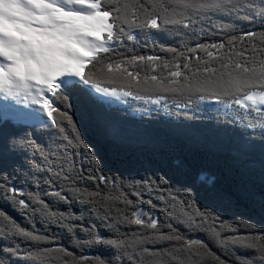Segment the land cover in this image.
Wrapping results in <instances>:
<instances>
[{"label":"snow or ice","instance_id":"6c2138e0","mask_svg":"<svg viewBox=\"0 0 264 264\" xmlns=\"http://www.w3.org/2000/svg\"><path fill=\"white\" fill-rule=\"evenodd\" d=\"M0 199V264H264V0H0Z\"/></svg>","mask_w":264,"mask_h":264},{"label":"trees","instance_id":"16d2710c","mask_svg":"<svg viewBox=\"0 0 264 264\" xmlns=\"http://www.w3.org/2000/svg\"><path fill=\"white\" fill-rule=\"evenodd\" d=\"M237 24L243 28L249 27L246 21H237ZM161 41L164 43L171 42L170 39L167 37H161ZM84 135L86 136L89 142L96 146V150L100 153L101 158L104 159L106 162L114 160L115 158H117V156H122L126 151L125 149H117L111 145L106 144L103 139L94 132V129L90 127L84 129ZM161 147L165 152L168 153L170 160L181 159L185 162L186 167L182 173V179L184 181L196 185L200 183V181L204 178L205 175L213 173L216 174L219 178L223 179L221 172L213 163L211 155L208 154L204 150V148L198 145L197 143L191 140L184 139L183 137L177 136L175 138L166 140L161 145ZM121 171H123V169H121ZM37 175L39 176L40 174ZM22 179V177H17V183H20ZM34 183V180L29 179L27 181V186L31 188ZM58 207L63 210L64 205H59ZM73 208L77 213L80 211V209L75 205L73 206ZM0 209L5 210L7 214L14 217L22 225L26 227L28 226L25 223L23 217H21L20 214L3 199H0ZM231 211L237 217H248V215L253 216L257 220L256 222L259 226V217L249 212L242 203L231 209ZM85 223H87V220H85ZM36 227L43 228V225L41 224L38 218L36 219ZM51 231L63 234L61 232V229L55 226L51 227ZM6 244V241L0 239V248H3ZM100 251H103V249H100ZM239 254L246 255V253L244 252H240ZM0 255H2V253H0ZM11 259L12 264H27V262L22 259Z\"/></svg>","mask_w":264,"mask_h":264},{"label":"rangeland","instance_id":"374dc122","mask_svg":"<svg viewBox=\"0 0 264 264\" xmlns=\"http://www.w3.org/2000/svg\"><path fill=\"white\" fill-rule=\"evenodd\" d=\"M95 132V131H94ZM96 133V132H95ZM94 134V133H93ZM95 135V134H94Z\"/></svg>","mask_w":264,"mask_h":264}]
</instances>
